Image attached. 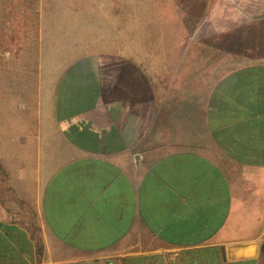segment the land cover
<instances>
[{"label": "crops", "instance_id": "1", "mask_svg": "<svg viewBox=\"0 0 264 264\" xmlns=\"http://www.w3.org/2000/svg\"><path fill=\"white\" fill-rule=\"evenodd\" d=\"M28 1L0 0V264H263L254 15Z\"/></svg>", "mask_w": 264, "mask_h": 264}, {"label": "rangeland", "instance_id": "2", "mask_svg": "<svg viewBox=\"0 0 264 264\" xmlns=\"http://www.w3.org/2000/svg\"><path fill=\"white\" fill-rule=\"evenodd\" d=\"M215 0H182L184 6H187L194 20L197 14L201 13L204 9L208 8L209 3H213ZM30 7H34V0H29ZM227 7H237L239 9H244L249 13H252L253 22L249 21V18L240 17L238 18V24L242 26H252L248 33L246 34L252 42V54L254 57L264 56V0H226L225 3ZM229 22V20L225 21ZM221 23H224L222 20ZM233 23V19H232ZM245 34L239 33V36H244ZM32 39V43H33ZM31 43V45H32ZM34 53L33 49H30V56ZM6 68L2 60L0 59V73H4ZM6 90L5 82L0 81V92ZM264 264V258L262 259Z\"/></svg>", "mask_w": 264, "mask_h": 264}]
</instances>
